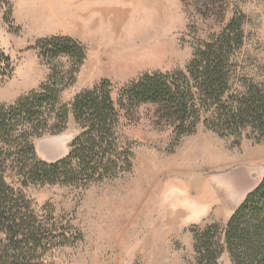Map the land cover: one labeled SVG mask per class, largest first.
<instances>
[{
	"label": "rangeland",
	"instance_id": "374dc122",
	"mask_svg": "<svg viewBox=\"0 0 264 264\" xmlns=\"http://www.w3.org/2000/svg\"><path fill=\"white\" fill-rule=\"evenodd\" d=\"M141 1V2H140ZM0 0V104L13 103L43 82L54 65L36 42L67 35L85 57L60 94L70 102L101 79L119 101L121 88L144 72L184 69L199 45L232 18L243 31L235 51L239 76L264 75V0ZM138 2V3H136ZM10 67H12L10 71ZM118 145L128 147L125 171L90 183L31 185L24 189L39 215L51 213L68 240L53 247L47 264H191L194 226L223 230L233 210L264 174V137L250 129L221 133L199 121L178 135L164 107L144 102L121 107ZM80 127L69 113L62 130L34 140L39 159L68 153ZM195 195V198L193 197ZM217 264H233L223 250Z\"/></svg>",
	"mask_w": 264,
	"mask_h": 264
},
{
	"label": "trees",
	"instance_id": "16d2710c",
	"mask_svg": "<svg viewBox=\"0 0 264 264\" xmlns=\"http://www.w3.org/2000/svg\"><path fill=\"white\" fill-rule=\"evenodd\" d=\"M242 37L241 20L234 17L195 49L184 69L144 72L121 88L118 102L111 97L108 79L62 102L61 91L74 81L84 46L67 35L38 39L43 62L53 64L67 56L71 67L52 66L37 88L0 104V264H47V253L68 240L67 230L50 212L39 215L34 210L25 188L60 184L83 189L130 167L129 148L117 141V103L160 104L178 135L191 132L202 120L217 132L240 135L250 129L264 137V75L258 80L239 76L235 51ZM0 57L11 66L8 56ZM70 112L80 127L70 150L54 161L39 159L34 140L62 130ZM193 250L191 264H217L223 250L233 264H264V174L223 230L217 224L194 226Z\"/></svg>",
	"mask_w": 264,
	"mask_h": 264
},
{
	"label": "bare ground",
	"instance_id": "6f19581e",
	"mask_svg": "<svg viewBox=\"0 0 264 264\" xmlns=\"http://www.w3.org/2000/svg\"><path fill=\"white\" fill-rule=\"evenodd\" d=\"M140 1V0H139ZM141 2V1H140ZM136 3H138V2H136ZM193 197H194V199H196L197 200V198H195V195H193Z\"/></svg>",
	"mask_w": 264,
	"mask_h": 264
}]
</instances>
